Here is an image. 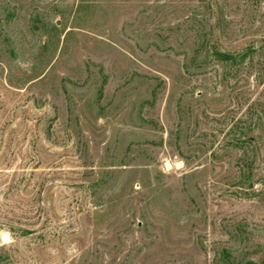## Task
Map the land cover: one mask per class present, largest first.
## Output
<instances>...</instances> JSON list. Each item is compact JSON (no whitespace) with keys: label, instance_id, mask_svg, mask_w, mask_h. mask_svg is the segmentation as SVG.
<instances>
[{"label":"rangeland","instance_id":"374dc122","mask_svg":"<svg viewBox=\"0 0 264 264\" xmlns=\"http://www.w3.org/2000/svg\"><path fill=\"white\" fill-rule=\"evenodd\" d=\"M0 264H264V0H0Z\"/></svg>","mask_w":264,"mask_h":264},{"label":"trees","instance_id":"16d2710c","mask_svg":"<svg viewBox=\"0 0 264 264\" xmlns=\"http://www.w3.org/2000/svg\"><path fill=\"white\" fill-rule=\"evenodd\" d=\"M214 56L220 60V61H224V62H228V61H232V60H236V58L232 57L231 55L229 54H223V53H220L218 51H215L214 52ZM244 57H241V60L244 59Z\"/></svg>","mask_w":264,"mask_h":264},{"label":"clouds","instance_id":"9594fccd","mask_svg":"<svg viewBox=\"0 0 264 264\" xmlns=\"http://www.w3.org/2000/svg\"><path fill=\"white\" fill-rule=\"evenodd\" d=\"M3 239L4 240H10V237H4Z\"/></svg>","mask_w":264,"mask_h":264}]
</instances>
